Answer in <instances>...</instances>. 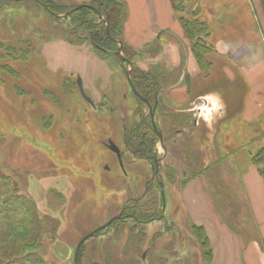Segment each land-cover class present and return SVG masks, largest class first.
<instances>
[{"label":"rangeland","instance_id":"obj_1","mask_svg":"<svg viewBox=\"0 0 264 264\" xmlns=\"http://www.w3.org/2000/svg\"><path fill=\"white\" fill-rule=\"evenodd\" d=\"M172 1L178 21L182 16L206 23L209 34L195 41L185 34L183 45L192 51L196 41H203L212 48L207 57L214 63L196 79L182 74V63L168 68L164 46L170 43L171 54L178 50L169 34L133 54L134 79L158 76L156 84L149 78L138 83L148 94L159 90L156 121L170 147L159 164V176L152 179V160L134 152L142 148L146 126L140 124L148 110L128 84L124 68L129 63L84 40L86 32L77 28L76 15L55 19L34 0H0V172L12 177L17 193L37 210L46 230L36 252L46 264H75L78 243L93 231L80 247L78 264H210L209 249L196 235L180 198L183 181L200 169L229 222L253 235L239 173L247 161L253 163L251 153L264 144V132L246 137L236 123L226 125L221 116L212 117L211 123L200 118L193 131L192 119L182 121L178 113L185 106L196 108L193 100L199 95L220 91L227 108L229 89L241 96L240 66L224 58L219 47L247 44L253 51L246 64L264 56V0ZM73 28L77 32H71ZM56 41L92 48L105 62L106 76L96 83L105 97L97 108L81 95L75 72L69 75L65 66H49V47ZM102 79L107 81L104 86ZM184 83L191 100L181 106L168 92ZM183 128L186 134L178 135ZM153 137L151 132L149 139ZM110 139L123 153V169L106 146ZM237 141L242 142L227 147ZM156 150L160 158L164 150L159 141ZM236 154L237 162L232 159ZM221 156L224 159L216 164ZM116 216L120 218L103 227Z\"/></svg>","mask_w":264,"mask_h":264},{"label":"crops","instance_id":"obj_2","mask_svg":"<svg viewBox=\"0 0 264 264\" xmlns=\"http://www.w3.org/2000/svg\"><path fill=\"white\" fill-rule=\"evenodd\" d=\"M71 1L83 4L91 0ZM123 1L127 10L123 38L130 47L137 50L148 48L152 42L164 34H169L173 37V43L177 45L178 54L177 51L171 54V50L167 49L170 44L168 42L162 52L164 64L168 68H176L182 63V74H189L190 79H196L201 75L202 69L191 49L189 50L186 44L183 45V42L186 41L185 33L180 21L175 17L172 0ZM245 47L248 48L246 52L240 53V50ZM49 48H51L48 56L50 67L65 66L66 69H70L69 75H73L75 72L76 78L81 77L84 90L89 93L87 95L96 103L105 97L96 83L98 78L106 76V64L99 60L92 48H74L62 41H56ZM219 50L224 58L240 66L242 76L240 83L243 88L241 96L235 97L231 94L232 89H229L230 106L227 108V104L225 106L223 102L221 103L220 97L223 95L220 94V91L199 95L193 100L197 107L185 106L179 111L178 116L190 115L197 118L193 123L191 121V127L195 128L193 131L199 127L200 118L203 120L207 118L211 123L212 117L221 116L226 119V125L227 122H231L232 126L236 123L246 137L259 135L264 132V56L251 64H246L245 61L253 51V48L247 44L241 43L230 47L224 43L219 47ZM101 82L103 86L107 83L106 79H102ZM168 96L171 101L181 106L187 105L191 100L188 85L185 83L169 90ZM92 106L94 108L96 105ZM219 123L220 121L217 122V124ZM230 129V132L234 130V128ZM186 130L187 128L181 129L178 135H185ZM184 142L185 140L182 146H184ZM241 142L237 141L227 147L238 146ZM167 157V153L164 154L163 160ZM235 157L237 154L232 156V159H236L237 162ZM175 163L179 164L178 161ZM239 184L241 186L240 194L250 215L248 220H250L253 229L252 236L229 222L227 214L217 204L211 193L204 175L195 172V175L183 181L180 192L182 208L192 227H202L206 231L212 251L210 264H264V174L261 173L260 167L247 161L243 172L239 173Z\"/></svg>","mask_w":264,"mask_h":264},{"label":"trees","instance_id":"obj_3","mask_svg":"<svg viewBox=\"0 0 264 264\" xmlns=\"http://www.w3.org/2000/svg\"><path fill=\"white\" fill-rule=\"evenodd\" d=\"M6 1L18 2L19 0ZM34 1L41 5L55 19L76 15L75 20L77 28L84 29L83 31L86 32L84 40H89L98 51L105 54L113 53L120 60V62L123 60L117 55V51L120 46L119 42H121L122 54L132 65L130 77L133 85L139 95L145 98L152 107H155V111H157L161 103L159 90H155L151 94H148L147 91L141 89L139 83L141 81L146 82L149 78L150 81L156 84L158 83V76L153 74L145 75L144 77L147 79H139L140 82L132 76V72L135 68L132 57L134 53L139 52L137 49L130 47L123 38V13L126 9V5L123 0H92L90 3H76L72 5L59 3L56 0ZM62 8L63 11H59ZM179 21L185 30V34H187V36L194 41L196 36H200L201 38L203 34H209L208 27L203 21L198 19L190 20L182 16L179 17ZM77 28H73L71 32H77ZM210 48L211 47L206 45L203 41H196L195 46L192 47V52L202 71L208 70L211 64H213V62L207 57L212 52V48L211 50ZM126 49L133 53L130 52V54H127ZM128 68L129 66H125V74ZM158 88L161 87L159 86ZM133 94L147 108V103L143 101L140 96H137L135 93ZM94 108H97V106H94ZM181 119L182 121L185 119L193 120V117L190 115H181ZM140 125L146 126V129L143 132V137L140 140L142 148L136 150L134 149V152H143L145 155L144 158L146 160L151 159L152 163L155 165V158L157 157L156 145L159 139L149 111L147 113L146 121L143 117V121ZM157 129L162 131L158 124ZM151 132L154 134L155 138L153 137L149 139ZM133 137L136 138V135ZM251 156L252 162L258 165L261 173L264 174V145H262L255 153H251ZM223 159L224 157L221 156L216 159L215 163L217 164ZM201 171L202 170L200 169L197 173L200 174ZM193 229L196 235L199 236L201 243L207 246L211 256L212 251L206 231L204 228L197 226H194ZM45 230L46 229L38 217L37 210L35 209L33 203L17 193V185L12 177L0 172V264H46L41 256H39L36 252V247L39 244ZM10 240L13 241L11 242Z\"/></svg>","mask_w":264,"mask_h":264},{"label":"water","instance_id":"obj_4","mask_svg":"<svg viewBox=\"0 0 264 264\" xmlns=\"http://www.w3.org/2000/svg\"><path fill=\"white\" fill-rule=\"evenodd\" d=\"M119 44H120V46H119V48H118L117 55L120 56V58H121L122 60H125V61H127V62L129 63L130 67H129L128 70L126 71V75H127V79H128V81H129V83H130L132 89H133L134 91H136L135 87L133 86V84H132V82H131V77H130V71H131L132 65H131L130 61H129L128 59H126V58L122 55L121 42H119ZM77 85H78V88H79L80 93H81V95L83 96V98H84L87 102H89V103H91L92 105H94V102H93L92 98H91L89 95H87V93H86L85 90H84L83 82H82V79H81L80 76L77 77ZM152 117H153V115H152ZM157 133H158V136H159V138H160V140H161V143H162V141H163L162 133H161L160 131H158V130H157ZM106 146H107L109 149H111L112 151H114V152L117 154V156H118L119 158H121L120 149H119V147L116 145L115 142H113L112 140H109L108 143L106 144ZM163 147H164V146H163ZM164 149H165V147H164ZM155 161H156V163H155V170H154V174H153L154 176L159 174V161H160V160H159V159H156ZM162 193H163V191H162ZM118 218H120V216H116V217L111 218V219H110V220H109V221H108L103 227H106V226L110 225L114 220H116V219H118ZM94 233H95V232L93 231V232H91L90 234L86 235V236L83 237V238L80 240V242L78 243L77 248H76V251H75V257H74L75 264H78V256H79V251H80V247H81V245L83 244V242H84L86 239H88V238H89L90 236H92Z\"/></svg>","mask_w":264,"mask_h":264},{"label":"flooded vegetation","instance_id":"obj_5","mask_svg":"<svg viewBox=\"0 0 264 264\" xmlns=\"http://www.w3.org/2000/svg\"><path fill=\"white\" fill-rule=\"evenodd\" d=\"M127 81H128V79H127ZM132 82V81H131ZM128 84L130 85V83H129V81H128ZM133 84V83H132ZM134 86V85H133ZM135 87V86H134ZM130 88H131V90H132V93H135L137 96H140L139 95V93L137 92V90L136 91H134L133 89H132V87H131V85H130ZM136 89V88H135ZM141 97V96H140ZM142 98V100L143 101H145L146 103H147V110L149 111V113H150V116H151V120H152V122H153V125H154V127H155V129L156 130H158L157 129V121H156V111H155V107H152L151 106V104L145 99V98H143V97H141ZM180 113V112H179ZM152 115H153V117H152ZM194 118V117H193ZM197 119V118H196ZM195 118L192 120V123H193V121H195L196 120ZM159 125V124H158ZM159 127H160V125H159ZM161 128V130L162 131H160L161 133H162V137H163V141H162V143H161V140H160V138H159V136H158V141L160 142V144H161V146H162V148H163V150H164V154H166L167 153V147H166V145H165V141H167L168 139L166 138V136L164 135V132H163V129H162V127H160ZM159 131V130H158ZM179 131H181V129L180 130H178L177 131V133L179 132ZM111 140V139H110ZM117 145V144H116ZM118 146V145H117ZM165 147V149H164V147ZM119 147V146H118ZM119 149H120V147H119ZM114 152V151H113ZM115 153V152H114ZM120 153H121V158H119L118 156H117V158H118V161H119V165H120V167L123 169V161H122V151H121V149H120ZM116 154V153H115ZM164 154L162 153V156L160 157V158H155V160L156 159H159L160 161H159V164H160V162L164 159ZM117 155V154H116ZM157 156V155H156ZM155 163H156V161H155ZM154 170H155V165H154ZM159 170H160V166H159ZM153 174H154V171H153ZM159 176V174L158 175H155V176H152V179H155V178H157ZM150 182H152L151 180L150 181H148V183H147V187H149V183ZM159 183H160V185L161 186H163V182L159 179ZM147 191H148V189H147ZM163 191V190H162ZM162 191H161V194H162V196H163V200H164V198H165V196H164V192L162 193Z\"/></svg>","mask_w":264,"mask_h":264},{"label":"bare ground","instance_id":"obj_6","mask_svg":"<svg viewBox=\"0 0 264 264\" xmlns=\"http://www.w3.org/2000/svg\"><path fill=\"white\" fill-rule=\"evenodd\" d=\"M93 102H94V104L97 106V103L93 100ZM165 144H166V146H167V156L169 155V153H170V147L168 146V144H167V142L165 141L164 142ZM117 156V155H116ZM127 168V167H126Z\"/></svg>","mask_w":264,"mask_h":264}]
</instances>
